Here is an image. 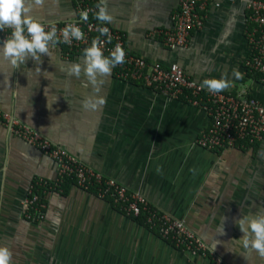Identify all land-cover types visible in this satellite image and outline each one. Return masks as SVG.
Returning a JSON list of instances; mask_svg holds the SVG:
<instances>
[{
	"label": "crops",
	"instance_id": "0c3cea01",
	"mask_svg": "<svg viewBox=\"0 0 264 264\" xmlns=\"http://www.w3.org/2000/svg\"><path fill=\"white\" fill-rule=\"evenodd\" d=\"M249 1L210 0L201 29L175 50L164 47L157 32L170 29L179 0H107L113 16L108 25L122 34L129 53L147 63H174L198 84L227 73L233 86L224 92L242 90L264 106V78L248 76L243 67ZM77 2L45 0L31 14L44 23L73 20ZM82 53L66 54L57 44L40 64L29 57L14 68L0 59V115L14 117L182 221L226 264H264L239 243L243 234L235 223L264 210V136L221 151L198 147L196 138L209 125L203 111L139 81L119 79L114 68L100 93L106 105L85 110L81 102L91 86H84L83 75L77 79L61 70L82 62ZM233 68L242 80H234ZM55 178L54 162L11 136L0 121V246L12 251L13 264H211L71 183L62 192L42 191L38 215L22 206L32 183Z\"/></svg>",
	"mask_w": 264,
	"mask_h": 264
},
{
	"label": "built area",
	"instance_id": "2783aa9c",
	"mask_svg": "<svg viewBox=\"0 0 264 264\" xmlns=\"http://www.w3.org/2000/svg\"><path fill=\"white\" fill-rule=\"evenodd\" d=\"M210 0H179V7L171 18L170 29L157 32L161 42L169 50L185 47L191 32L201 29L202 12ZM96 5V4H95ZM85 0L76 3L77 16L73 20L44 23L46 30L50 24H55L59 30L68 22H75L85 33V39L73 40L71 44L60 43L66 48V54L84 50L90 46L92 39L99 35L98 27H108L112 40L105 41L104 55L108 56L116 44H120L126 52L125 63L114 67V75L119 79L139 81L163 97L183 98L191 106L203 111L209 125L196 138L195 144L206 150L221 151L235 145H251L264 136V106L246 92H221L218 94L201 90L200 84L190 79L183 70L172 63L161 66L157 63H147L143 58L129 53L125 47L123 36L110 25H100L98 21L87 22L80 19L78 13L87 9L89 16L97 11ZM245 15L244 38L248 46V55L243 61V67L248 72L264 75V0H251L247 3ZM11 30L0 32V44L10 35ZM263 79V78H261ZM1 123L6 131L16 139L31 146L50 158L56 167V178L53 183L37 180L28 189V197L23 201L25 209L33 210L37 215L43 208L39 195L34 193L35 187L42 191L53 189L61 192V185L69 180L77 188L92 193L95 197L109 202L119 213L127 217L142 218L144 227L153 230L163 241L174 248L191 256L206 257L211 264H226L182 221L174 219L159 210L139 193L128 191L123 185L111 178L104 177L99 172L85 166L63 148L51 143L36 131L10 115H0Z\"/></svg>",
	"mask_w": 264,
	"mask_h": 264
},
{
	"label": "clouds",
	"instance_id": "9594fccd",
	"mask_svg": "<svg viewBox=\"0 0 264 264\" xmlns=\"http://www.w3.org/2000/svg\"><path fill=\"white\" fill-rule=\"evenodd\" d=\"M44 3L45 0H0V32L11 30L10 35L0 46V59L14 68L24 64L29 57L40 64L41 56H49L50 48L57 44H71L73 40L85 39V33L74 21L68 22L59 33L55 24H50L46 30L45 24L34 19L31 14L34 8L43 7ZM95 8L97 11L94 12V19L100 25L113 21V16L107 9V0H99ZM78 15L84 22L89 19L87 9L80 11ZM96 30L99 35L92 39L90 46L84 48L82 62L61 69L77 79L83 75L84 86H91L92 94L81 102L85 110L91 111H98L106 105V98L100 95L102 86L111 76L112 69L117 65H123L126 58V52L120 44H116L109 55L105 56L103 51L105 41L101 40V37H107V42L110 43L112 40L110 30L103 26ZM36 71L40 69L37 67ZM231 74L234 80L243 79V73L238 68H233ZM227 77L228 74L224 73L219 79H204L200 89L212 94L224 92L233 86V81ZM235 223L243 234L238 240L242 247L254 250L264 259V210L242 215ZM220 232H223L222 227ZM12 257L13 253L8 247L0 246V264H13Z\"/></svg>",
	"mask_w": 264,
	"mask_h": 264
},
{
	"label": "trees",
	"instance_id": "16d2710c",
	"mask_svg": "<svg viewBox=\"0 0 264 264\" xmlns=\"http://www.w3.org/2000/svg\"><path fill=\"white\" fill-rule=\"evenodd\" d=\"M85 1H86L90 6H94V5L96 4L94 0H85ZM89 18H90V20H92V21H96V20L94 19V12L89 16ZM63 47H64V46H63ZM64 49H65V51H66V48H65V47H64ZM247 75L253 77L254 79L264 78V75H259V74L255 73V72L248 73ZM67 183H71V184H73L71 181H69V180H65V181L62 183V185H61V192H62L63 188L65 187V185H67ZM41 192H42V189H41V188L35 187V189H34V193H35V194L40 195ZM134 219H135L137 222H139L140 224L143 225V223H142V218H141V217L134 218ZM143 226H144V225H143ZM150 231H153V230H150ZM153 232H154V231H153ZM154 233H155V232H154Z\"/></svg>",
	"mask_w": 264,
	"mask_h": 264
}]
</instances>
